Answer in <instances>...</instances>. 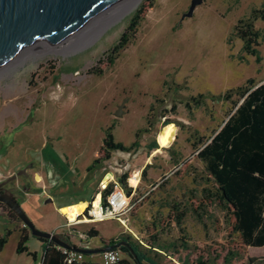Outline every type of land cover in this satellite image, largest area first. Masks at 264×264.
Instances as JSON below:
<instances>
[{"label":"rangeland","instance_id":"obj_1","mask_svg":"<svg viewBox=\"0 0 264 264\" xmlns=\"http://www.w3.org/2000/svg\"><path fill=\"white\" fill-rule=\"evenodd\" d=\"M263 1L198 0L191 8L193 0H156L135 39L111 67L104 66L108 52L135 9L82 49L67 53L44 50L37 61L25 58L0 70V183L14 195L20 194L34 178L41 179L39 169L51 173L50 162L57 169L69 168L63 179L70 183L74 180L73 191L64 194L62 201L81 195L82 191L74 189L82 181L99 178L100 184L110 171L118 180L127 174L134 207L126 224L118 219L77 224L81 231L91 227L100 231L85 241L73 238L75 244L86 247H99L101 237H119L122 233L143 242L155 231L164 238L181 235V226L168 218L172 201L186 211L182 227L191 243L207 247L231 241L229 218L214 183L205 178L204 162L193 143L195 131L199 137L210 138L227 118L232 104L209 99L206 106L189 110L178 94H220L249 79L264 81V36L258 46L262 59L257 61L234 33L237 22L250 17L253 8H260ZM255 25L264 35V19L256 20ZM99 66L104 67V74L91 72ZM184 81L186 89H175L167 95L173 83ZM157 98L163 102H157ZM174 103L177 113L166 112ZM152 105L156 106L154 111ZM119 109L121 115L117 116ZM169 114L186 127L171 123L177 126L171 145L161 151H157L161 146L150 148L155 140L160 145L164 115ZM149 115H155L154 126L138 136L140 129L150 127ZM112 123L116 141L130 146L138 139L140 146L130 151L116 150L110 159L89 170ZM108 163L118 170L105 169ZM132 178L137 188L130 184ZM189 190H194L198 199L210 194L213 200L201 216L192 209ZM0 217L13 229L21 231L25 227L8 207H0ZM2 230L0 236L5 234ZM62 231L61 227L54 230L63 237ZM18 233L11 234L4 251H0V264H10ZM249 252L258 258L256 264H264V246H251ZM87 259L101 264L102 253Z\"/></svg>","mask_w":264,"mask_h":264},{"label":"trees","instance_id":"obj_2","mask_svg":"<svg viewBox=\"0 0 264 264\" xmlns=\"http://www.w3.org/2000/svg\"><path fill=\"white\" fill-rule=\"evenodd\" d=\"M155 1L143 0L131 14L124 32L108 52L107 62L104 63L106 68L113 66L121 52L135 39L140 23L154 6ZM258 19H264V1L260 8H253L250 17L241 18L237 22L234 33L242 39L243 49L256 56L257 61H261L258 46L264 35L256 28L255 22ZM91 72L102 75L104 67L99 66ZM186 88V81L181 84L173 83L167 95L175 89ZM178 95L181 97L180 102L189 110L206 106L209 99L232 104L227 118L213 135L205 139L199 137L198 131H195L196 141L193 143L198 151L197 156L204 162L205 178L214 183L218 200L223 204L229 218L231 241L207 247L191 243L185 234V228L182 227L186 211L176 201L170 203L168 218L181 226V235L164 238L155 231L150 234L146 242H143L129 233H122L119 237H101V240L105 246H113L112 249L122 252V258L115 264H256L258 258L250 254L249 247L264 246V81L256 83L254 79H249L245 84L220 94ZM157 102H163V99L157 98ZM155 108L156 106L152 105L151 111ZM166 112L176 114L177 104L174 103L170 109H166ZM170 114L164 115V126L176 123L182 128L186 127V123L171 117ZM148 124L150 127L140 129L138 136L151 130L150 128L155 124V115L148 116ZM114 127L115 123H112L107 128L98 157L88 167L89 170L110 159L116 150L130 151L140 146L138 139L130 146L116 141L113 134ZM159 147L156 140L150 146L152 149ZM149 166L148 164L144 168L143 177H146ZM127 178L128 175L124 174L120 177V181L128 189ZM109 190L110 187L104 190V197ZM128 192L131 193L129 189ZM188 197L193 211L200 216L208 211L209 205L213 204L210 194L198 199L194 190H189ZM9 211L20 219L12 210ZM86 233L88 238H93L98 236L100 231L91 227ZM11 234L12 230L7 229L5 234L0 236V249ZM235 234L237 238L233 237ZM30 236L35 237L25 226L17 244L18 253L28 251L27 242ZM37 238L45 243L42 264H99L87 259L92 254H84V259L69 263L66 260L67 255L57 243L50 239ZM123 240L131 244L135 254H132L126 246L115 247ZM30 254L36 256L35 253Z\"/></svg>","mask_w":264,"mask_h":264},{"label":"water","instance_id":"obj_3","mask_svg":"<svg viewBox=\"0 0 264 264\" xmlns=\"http://www.w3.org/2000/svg\"><path fill=\"white\" fill-rule=\"evenodd\" d=\"M135 1L0 0V70L17 63L30 51L57 49L67 53L92 44ZM197 1L193 0L191 8ZM116 115H121V109ZM3 186L0 183V190ZM0 205L12 210L35 237L53 240L84 254H99L113 248L103 242L94 248L73 244L54 231L37 227L9 188L0 191ZM118 246H126L135 254L126 240L115 245Z\"/></svg>","mask_w":264,"mask_h":264},{"label":"crops","instance_id":"obj_4","mask_svg":"<svg viewBox=\"0 0 264 264\" xmlns=\"http://www.w3.org/2000/svg\"><path fill=\"white\" fill-rule=\"evenodd\" d=\"M48 163L50 165L51 173L44 169H39L37 175L41 174V179L39 180L38 177L37 179L34 178V181L30 182L31 186L29 185V188H26L24 191H21L20 189V194L16 193L15 196L20 200L24 210L31 217L37 227L47 231H54L65 224L66 218L62 212L64 207L81 203L89 204L97 194L99 195L102 185L107 184L104 183L106 176L109 173L114 176L115 173L112 171L105 173L100 184V179L97 177L96 180L82 181L79 187L74 189L76 191H82L83 193L81 195L73 198H66L61 201L64 194L73 191V186L75 185L73 182L74 180L70 183L69 180L67 182V180L63 179V176L66 175L65 172L69 171V168L57 169V166H52V163ZM109 167L114 168L115 171L118 170V168L113 166L112 163H110L108 167L105 166V169ZM132 179L131 183L133 184V181L136 180L134 178ZM70 185H72V187H70ZM133 186H135V184H133ZM14 193L15 192H13V194ZM7 223L8 221L6 219L4 220L0 217V228L3 227V233H5L7 229H11L12 234H14L15 231L19 232L17 236L18 244L22 230L13 229L12 226L7 225ZM44 244L45 243L37 237L30 236L27 242L28 251L18 253L15 248V253L10 260V264H42ZM5 245L6 244L0 249L1 252L4 251ZM30 253H35L36 256L34 257Z\"/></svg>","mask_w":264,"mask_h":264},{"label":"built area","instance_id":"obj_5","mask_svg":"<svg viewBox=\"0 0 264 264\" xmlns=\"http://www.w3.org/2000/svg\"><path fill=\"white\" fill-rule=\"evenodd\" d=\"M109 187L110 190L104 197L103 192ZM99 194V199H97V194L93 201L87 204L85 210L77 215V218L75 220H71L68 216L65 215L66 221L61 228L64 234L63 237L68 242L73 243V238L77 236L81 239V241H85L88 239V235L85 231H81L76 228L77 224H86L105 219H118L123 223H125V220H128L127 217H129L134 207V193H129L128 189L121 183L120 179L118 180L115 176H113L106 185H102V189ZM60 247L67 255L66 260L69 263L85 258L84 253L70 250L62 246ZM121 258L122 252L120 250L111 249L102 253V264H115Z\"/></svg>","mask_w":264,"mask_h":264},{"label":"bare ground","instance_id":"obj_6","mask_svg":"<svg viewBox=\"0 0 264 264\" xmlns=\"http://www.w3.org/2000/svg\"><path fill=\"white\" fill-rule=\"evenodd\" d=\"M140 1L141 0H136L130 6V8H128L127 10H125L124 12H122L114 20L113 23H116L117 21L123 19L125 16H127L128 14H130L134 10V8L140 3ZM44 54L45 53L43 51H38V52L30 51V52H27L26 55L21 60H23V59L26 58V59H31V61L34 62V61H37L39 58H41ZM176 132H177V126H176V124H168V125H166L164 127L163 131L161 132V134L159 135V142H160V146L161 147L157 151H161V148H163V147L170 146L171 143H172V141H173V139H174V136H175ZM112 177H113L112 174H108L106 176L105 180H104V183H108L109 180ZM130 184H131V182H130ZM133 187L137 188V183H135V186H133ZM99 197H100V194L98 195V198L97 199H99ZM86 207H87V204L86 203L75 204V205H72V206L64 207L62 209V212H63L64 215L68 216L71 220H75L77 218V215L80 214V213H82L85 210Z\"/></svg>","mask_w":264,"mask_h":264},{"label":"flooded vegetation","instance_id":"obj_7","mask_svg":"<svg viewBox=\"0 0 264 264\" xmlns=\"http://www.w3.org/2000/svg\"><path fill=\"white\" fill-rule=\"evenodd\" d=\"M5 188H7V187H6L5 183H4V186L2 187V189L0 191L4 190Z\"/></svg>","mask_w":264,"mask_h":264}]
</instances>
